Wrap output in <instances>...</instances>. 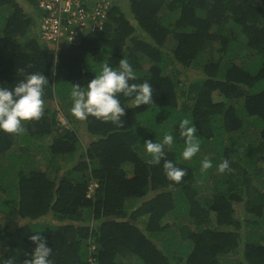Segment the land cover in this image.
I'll return each instance as SVG.
<instances>
[{"label": "trees", "instance_id": "trees-1", "mask_svg": "<svg viewBox=\"0 0 264 264\" xmlns=\"http://www.w3.org/2000/svg\"><path fill=\"white\" fill-rule=\"evenodd\" d=\"M26 2L0 0V84L43 73L44 103L58 98L67 123L47 107L22 133L0 130V258L23 264L40 232L53 264H264V0H129L130 15L115 4L102 30L58 51L40 40L38 0ZM123 58L154 102L119 94L123 126L88 116L85 147L72 83ZM190 69L201 78L180 77ZM183 119L201 144L189 160ZM169 133L173 148L150 164L144 141ZM165 159L187 170L181 181Z\"/></svg>", "mask_w": 264, "mask_h": 264}, {"label": "clouds", "instance_id": "clouds-1", "mask_svg": "<svg viewBox=\"0 0 264 264\" xmlns=\"http://www.w3.org/2000/svg\"><path fill=\"white\" fill-rule=\"evenodd\" d=\"M136 79V72L126 58L121 59L115 67L109 66V63L104 64L101 72L96 74L86 87L80 83H72L70 92L72 114L81 120L91 115L123 126L122 118L126 109L122 106L119 94L133 97L135 107L154 102L152 85L148 81L133 83L132 81ZM48 82L43 73L37 72L28 74L25 79L14 85L0 84V130L8 133H22L25 131L24 122L39 120L43 115L44 86ZM179 129V135L185 139L181 155L183 159L189 160L201 148L200 138L196 135L197 127L188 119H183L179 122ZM143 144L146 152L151 155L148 162L157 165L165 157L166 149L173 148L175 137L169 133L164 135L162 141L153 142L149 139ZM201 166L202 170H207L213 166V162L210 159H204ZM163 167L167 177L173 181L179 182L186 175L187 170L179 167L172 160L165 159ZM218 170L221 173L230 171L229 161L224 159L220 162ZM30 239L36 247L30 253V258L24 259L23 264H53L51 259L53 250L40 232L31 235ZM0 264H16V258L14 256L0 258Z\"/></svg>", "mask_w": 264, "mask_h": 264}, {"label": "built area", "instance_id": "built-area-1", "mask_svg": "<svg viewBox=\"0 0 264 264\" xmlns=\"http://www.w3.org/2000/svg\"><path fill=\"white\" fill-rule=\"evenodd\" d=\"M118 0H38L40 40L61 50L79 45L83 36L104 28Z\"/></svg>", "mask_w": 264, "mask_h": 264}, {"label": "rangeland", "instance_id": "rangeland-1", "mask_svg": "<svg viewBox=\"0 0 264 264\" xmlns=\"http://www.w3.org/2000/svg\"><path fill=\"white\" fill-rule=\"evenodd\" d=\"M20 1V3L21 4H23L24 6H26V5H29L27 2H26V0H19ZM118 4H120L121 6H122V9L124 10V12H126V13H128L129 15H130V8H129V0H119V2H118ZM132 14V13H131ZM182 79H186L187 78V80H188V82L190 83V81H192V80H194V79H200L201 77H200V75H199V73L197 72V71H195V70H192V69H190L187 73H182L181 74V76H180ZM61 102L59 101V99L58 98H54L53 100H50V101H47L46 103H44V105H43V110L45 109V108H47V107H51V108H55V109H58L59 111V118H60V120L61 121H63V123L65 124V123H67V118H66V116H65V110L63 109V107L61 106V104H60ZM72 113V112H71ZM75 120H78V118H76ZM85 129H86V125H85V123H84V121H82L81 119L79 120V122H76V130H77V132L79 133V137H80V139H81V142H82V144H83V146H85V147H87V145H88V143L90 142V140H91V137H90V135L89 134H87V132L85 131ZM71 134V133H70ZM39 142V140H33L32 141V144H35V143H38ZM15 149H18V147L17 146H15ZM29 151H31V155H30V159L29 160H33L34 161V156H35V159H41L42 158V155L41 154H39L38 152H37V150L36 149H34V148H31ZM40 151V150H39ZM36 160V161H37ZM40 163V162H39ZM72 164V163H71ZM31 165H32V163H31ZM257 183H258V181H256ZM259 185H256V187H259V188H261L260 187V183H258ZM209 192H210V189H208V188H206V190H205V194H209ZM211 193V192H210ZM2 194V191H1V189H0V195ZM243 214H245L244 213V211H240V214H239V216H241L242 218L243 217H245L246 215H243ZM94 246V245H93Z\"/></svg>", "mask_w": 264, "mask_h": 264}]
</instances>
